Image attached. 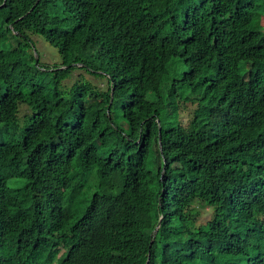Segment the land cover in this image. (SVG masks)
Listing matches in <instances>:
<instances>
[{"label": "trees", "instance_id": "obj_1", "mask_svg": "<svg viewBox=\"0 0 264 264\" xmlns=\"http://www.w3.org/2000/svg\"><path fill=\"white\" fill-rule=\"evenodd\" d=\"M32 36L61 68L37 61ZM76 70L107 86L64 97ZM195 101L223 113L214 130L180 123ZM263 252L264 0H0V264Z\"/></svg>", "mask_w": 264, "mask_h": 264}, {"label": "rangeland", "instance_id": "obj_2", "mask_svg": "<svg viewBox=\"0 0 264 264\" xmlns=\"http://www.w3.org/2000/svg\"><path fill=\"white\" fill-rule=\"evenodd\" d=\"M246 4L245 1L240 2V6H244ZM33 41L35 42L37 53H35L36 58L39 56L41 64L44 66H50L52 68H61L63 64L62 56L60 55L57 48L50 45L47 41H45L44 38L39 36H32ZM32 53V51H31ZM105 78V77H104ZM104 78H96L94 75H91L89 73H86L85 71L76 70L72 73L71 76H69L63 83H62V95L64 97H68L67 95L72 88L75 86V84H86L90 83L93 87L95 86L97 90H104L105 86H107V81H105ZM198 104L195 102L192 103H182L180 107V118L179 121L182 125L185 127L192 124L193 119L197 116L202 119H207L209 121V124L203 128L204 131L207 130H214L216 127H212L209 129V126L211 123L217 122L219 119H221L223 113L221 111L218 112H198L200 114L196 115L195 111L198 109ZM31 111L28 109V107H22L20 110V114L18 116V123L15 124V127L17 128H23L26 123L28 122V118L31 116ZM220 117V118H218ZM216 119V120H214ZM201 217L200 221H198V225H201L203 223L208 222L212 218L213 210L209 208L201 209Z\"/></svg>", "mask_w": 264, "mask_h": 264}, {"label": "clouds", "instance_id": "obj_3", "mask_svg": "<svg viewBox=\"0 0 264 264\" xmlns=\"http://www.w3.org/2000/svg\"><path fill=\"white\" fill-rule=\"evenodd\" d=\"M35 56H36V55H35ZM36 59H37V61H38V59H39V56H37V58H36ZM158 228H159V227H158ZM158 228L156 229L157 231H158ZM156 230H155V231H156ZM157 231H156V232H154V234H156V233H157ZM262 254H263V256H264V252H263Z\"/></svg>", "mask_w": 264, "mask_h": 264}, {"label": "water", "instance_id": "obj_4", "mask_svg": "<svg viewBox=\"0 0 264 264\" xmlns=\"http://www.w3.org/2000/svg\"><path fill=\"white\" fill-rule=\"evenodd\" d=\"M159 226H160V225H159ZM159 226H158V227H159ZM156 231H157V230H156ZM156 231H155V232H156Z\"/></svg>", "mask_w": 264, "mask_h": 264}, {"label": "bare ground", "instance_id": "obj_5", "mask_svg": "<svg viewBox=\"0 0 264 264\" xmlns=\"http://www.w3.org/2000/svg\"><path fill=\"white\" fill-rule=\"evenodd\" d=\"M83 162V161H82Z\"/></svg>", "mask_w": 264, "mask_h": 264}]
</instances>
